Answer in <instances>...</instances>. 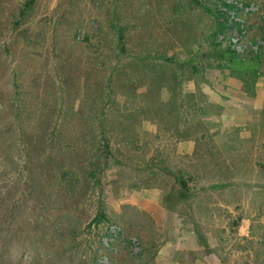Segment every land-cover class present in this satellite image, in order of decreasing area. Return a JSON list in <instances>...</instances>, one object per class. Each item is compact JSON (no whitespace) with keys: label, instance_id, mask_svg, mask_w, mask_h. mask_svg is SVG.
I'll return each instance as SVG.
<instances>
[{"label":"rangeland","instance_id":"1","mask_svg":"<svg viewBox=\"0 0 264 264\" xmlns=\"http://www.w3.org/2000/svg\"><path fill=\"white\" fill-rule=\"evenodd\" d=\"M26 1L0 0V264H264V0Z\"/></svg>","mask_w":264,"mask_h":264},{"label":"trees","instance_id":"2","mask_svg":"<svg viewBox=\"0 0 264 264\" xmlns=\"http://www.w3.org/2000/svg\"><path fill=\"white\" fill-rule=\"evenodd\" d=\"M35 4H36V0H27L20 11V15L23 17L28 12L32 11ZM222 4L226 8L225 11L221 10L220 6L215 9L216 25L213 31L214 39H217L218 35L223 34L228 29L229 16L227 15V12L234 8L233 4L227 3L225 1ZM212 45L217 46V44H215L214 41L212 42ZM105 148L108 150L107 143ZM197 235L199 240L202 242V244L206 245L207 240L201 235V233L197 232Z\"/></svg>","mask_w":264,"mask_h":264},{"label":"built area","instance_id":"3","mask_svg":"<svg viewBox=\"0 0 264 264\" xmlns=\"http://www.w3.org/2000/svg\"><path fill=\"white\" fill-rule=\"evenodd\" d=\"M227 3H230V4H233L234 6H236L237 5V1H231V2H227ZM240 5V4H239ZM238 5V6H239ZM235 7V8H233V10H232V12H231V17L229 18V22H228V25H231L230 23H232L233 24V21H235V19H236V13H237V10H238V8L239 7ZM220 8H221V10H226V8L224 7V6H220ZM250 8H246V12H248V11H250L249 10ZM230 11V10H229ZM228 11V12H229ZM230 13V12H229ZM234 19V20H233ZM240 23V22H239ZM222 37V36H221ZM237 40H239V38L237 39ZM229 44H230V46H231V48L233 49V50H236V51H238V52H241V51H244V48H243V42L241 41L240 43H237L236 42V40L235 39H233L232 38V40H230L229 41ZM255 49H258L259 48V44H256L255 46Z\"/></svg>","mask_w":264,"mask_h":264},{"label":"crops","instance_id":"4","mask_svg":"<svg viewBox=\"0 0 264 264\" xmlns=\"http://www.w3.org/2000/svg\"><path fill=\"white\" fill-rule=\"evenodd\" d=\"M183 88L182 89L185 93H188V94H191V93H194L196 91V88L195 87H192L191 84H187V85H183Z\"/></svg>","mask_w":264,"mask_h":264}]
</instances>
